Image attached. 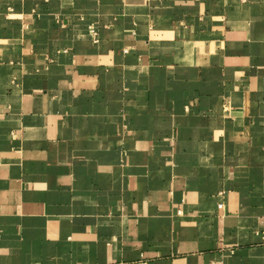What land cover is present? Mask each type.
I'll return each mask as SVG.
<instances>
[{
  "label": "crops",
  "instance_id": "0c3cea01",
  "mask_svg": "<svg viewBox=\"0 0 264 264\" xmlns=\"http://www.w3.org/2000/svg\"><path fill=\"white\" fill-rule=\"evenodd\" d=\"M0 264H264V0H0Z\"/></svg>",
  "mask_w": 264,
  "mask_h": 264
},
{
  "label": "built area",
  "instance_id": "2783aa9c",
  "mask_svg": "<svg viewBox=\"0 0 264 264\" xmlns=\"http://www.w3.org/2000/svg\"><path fill=\"white\" fill-rule=\"evenodd\" d=\"M243 1H247V0H243ZM88 31H89V35L91 36L93 41H96L97 39V32L94 28V26L90 25L88 26ZM219 208H221V205H218Z\"/></svg>",
  "mask_w": 264,
  "mask_h": 264
}]
</instances>
